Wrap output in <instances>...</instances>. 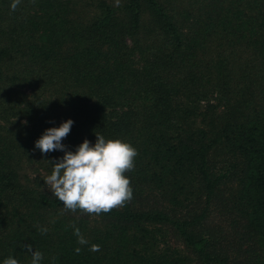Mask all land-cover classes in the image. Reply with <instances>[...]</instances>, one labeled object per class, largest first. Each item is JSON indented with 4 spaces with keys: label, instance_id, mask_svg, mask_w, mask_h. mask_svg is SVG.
Here are the masks:
<instances>
[{
    "label": "trees",
    "instance_id": "16d2710c",
    "mask_svg": "<svg viewBox=\"0 0 264 264\" xmlns=\"http://www.w3.org/2000/svg\"><path fill=\"white\" fill-rule=\"evenodd\" d=\"M10 3L0 0V264H30L25 244L41 264H264V0ZM68 119L67 151L95 133L137 150L124 207L89 216L52 196L43 178L64 153L35 141Z\"/></svg>",
    "mask_w": 264,
    "mask_h": 264
},
{
    "label": "clouds",
    "instance_id": "9594fccd",
    "mask_svg": "<svg viewBox=\"0 0 264 264\" xmlns=\"http://www.w3.org/2000/svg\"><path fill=\"white\" fill-rule=\"evenodd\" d=\"M35 3V0H32ZM21 0H11L10 10L16 11ZM115 6H120V0H115ZM73 121L68 119L59 127L46 129L35 141V148L42 154L52 151L64 153L55 163L51 164L50 174L43 180L52 196L63 204L65 212H80L89 216L107 214L115 209L124 207L133 198L131 181L126 175L135 168L137 150L120 139H105L100 133H95V144L85 139L73 151H67L62 140L71 131ZM74 235L81 246L88 245L89 241L75 225ZM41 234H46L48 228L39 227ZM23 247L30 253V264H41L44 255L39 250H33L31 244ZM90 251H100L97 244L90 245ZM76 254L81 252L77 247ZM3 264H19L18 260L8 257ZM55 264V257L52 258Z\"/></svg>",
    "mask_w": 264,
    "mask_h": 264
},
{
    "label": "rangeland",
    "instance_id": "374dc122",
    "mask_svg": "<svg viewBox=\"0 0 264 264\" xmlns=\"http://www.w3.org/2000/svg\"><path fill=\"white\" fill-rule=\"evenodd\" d=\"M211 221L212 223H219L220 225L224 226L225 225V220L222 219L217 213L214 211L211 214Z\"/></svg>",
    "mask_w": 264,
    "mask_h": 264
}]
</instances>
